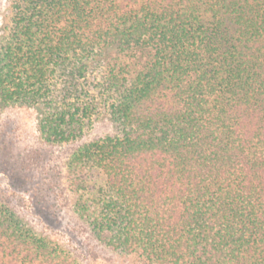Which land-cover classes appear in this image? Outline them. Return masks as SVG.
<instances>
[{
    "label": "trees",
    "instance_id": "trees-1",
    "mask_svg": "<svg viewBox=\"0 0 264 264\" xmlns=\"http://www.w3.org/2000/svg\"><path fill=\"white\" fill-rule=\"evenodd\" d=\"M14 106L51 144L111 123L68 161L104 246L133 264H264V0H12L0 111ZM0 264L78 263L0 197Z\"/></svg>",
    "mask_w": 264,
    "mask_h": 264
},
{
    "label": "rangeland",
    "instance_id": "rangeland-1",
    "mask_svg": "<svg viewBox=\"0 0 264 264\" xmlns=\"http://www.w3.org/2000/svg\"><path fill=\"white\" fill-rule=\"evenodd\" d=\"M11 1L0 0V24ZM97 75L96 71L88 74L91 85ZM113 132L109 121L93 115L79 139L51 144L38 133L34 109L14 106L0 111V197L37 230L61 242L78 264H133L131 257L126 259L104 246L77 216L69 184L68 161L77 146Z\"/></svg>",
    "mask_w": 264,
    "mask_h": 264
}]
</instances>
